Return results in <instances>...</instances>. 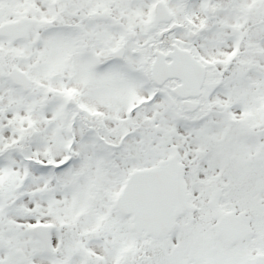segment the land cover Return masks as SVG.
Here are the masks:
<instances>
[{
  "label": "snow or ice",
  "instance_id": "snow-or-ice-1",
  "mask_svg": "<svg viewBox=\"0 0 264 264\" xmlns=\"http://www.w3.org/2000/svg\"><path fill=\"white\" fill-rule=\"evenodd\" d=\"M0 264H264V0H0Z\"/></svg>",
  "mask_w": 264,
  "mask_h": 264
}]
</instances>
